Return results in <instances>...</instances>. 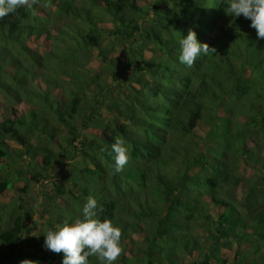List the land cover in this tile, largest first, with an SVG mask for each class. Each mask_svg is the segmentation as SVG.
Segmentation results:
<instances>
[{
    "label": "trees",
    "instance_id": "16d2710c",
    "mask_svg": "<svg viewBox=\"0 0 264 264\" xmlns=\"http://www.w3.org/2000/svg\"><path fill=\"white\" fill-rule=\"evenodd\" d=\"M30 2L0 18V195L20 190L11 212L0 201V264H61L45 234L82 218L88 196L121 229L114 264H264V38L251 21L227 0ZM190 29L215 50L187 67ZM116 138L130 153L118 173ZM70 156L52 191L31 192L47 228L30 235L28 190Z\"/></svg>",
    "mask_w": 264,
    "mask_h": 264
},
{
    "label": "clouds",
    "instance_id": "9594fccd",
    "mask_svg": "<svg viewBox=\"0 0 264 264\" xmlns=\"http://www.w3.org/2000/svg\"><path fill=\"white\" fill-rule=\"evenodd\" d=\"M227 4L226 14L233 19L241 16L249 19L257 38H264V0H227ZM24 6L31 7L30 0H0V18ZM179 46L178 60L187 67H192L198 57L215 50L200 42L196 31L191 29L179 40ZM111 152L114 154V171L121 172L130 159L125 141L116 138ZM97 205V199L88 196L82 206V218L65 219L61 226L45 234L44 247L54 253H63L61 264H89L90 256H95L99 264H114L121 255V229L111 220L98 219Z\"/></svg>",
    "mask_w": 264,
    "mask_h": 264
},
{
    "label": "rangeland",
    "instance_id": "374dc122",
    "mask_svg": "<svg viewBox=\"0 0 264 264\" xmlns=\"http://www.w3.org/2000/svg\"><path fill=\"white\" fill-rule=\"evenodd\" d=\"M140 2L143 3V0H140ZM54 21H56L55 24L59 25L64 20H62L59 17V18L55 19ZM107 25H109L110 27H112L113 26V23L108 20L107 21ZM109 40L110 39H106L105 40V44H107ZM119 50H120L119 46H115V48H113V49L110 50V53L113 54V55H115V56H118L119 53H120ZM122 56L123 55H121V57ZM89 65H90V67H93L94 69H100V68L103 67V63H102V60H101V56L99 55V51L97 49L91 50V58L89 60ZM70 159H71L72 162H75L76 161V159H74L73 156H70L69 159L60 158L59 160H57V162L55 163V165L47 172L49 175H51V177L49 179H47V180H44L43 182L32 184L31 185V188L28 190V191H30L29 192L30 195L27 196V197L25 196V198L29 199L30 202H31V205L35 208V213H34V216L32 218L33 219V222H30L29 220H26V223H31V227L33 228V230L30 232V235H33V234L35 235L36 234V231L34 230L35 228L40 227L41 229H44L45 226L47 228V224L45 222L46 221V218H44V216L42 217V213H41L40 208L38 206L35 207L36 204L33 201L34 196H33V194H31V192L33 191L36 197H37V195L38 196L40 195L39 197H41L42 196L41 195V191H46V190L52 191L50 189V187L52 185L50 183V181H59L60 178L63 177L64 171L70 168V164H69V160ZM24 186H25V182L24 181H19L18 182V187H24ZM19 192H20V190H17L15 188L12 191L7 192L4 195H0V201L5 202V204H3V207L5 209V211H3V214H7L8 212H11V209L13 207H17L16 202H13L15 204H12L11 201H15L14 199L19 196ZM239 192H241V191H239ZM5 218H7V217H5ZM50 230H53V228L52 229H49V231ZM29 249L30 250H33V251H36L35 248H29ZM235 252H236V249H233L232 252H231V255H234ZM5 253H8V252L5 251ZM9 264H16V261L9 262ZM118 264H124V263L123 262H119ZM140 264H145V263L144 262H141Z\"/></svg>",
    "mask_w": 264,
    "mask_h": 264
}]
</instances>
